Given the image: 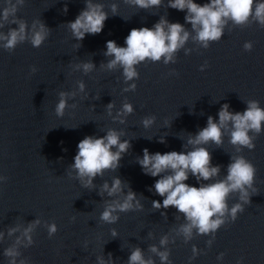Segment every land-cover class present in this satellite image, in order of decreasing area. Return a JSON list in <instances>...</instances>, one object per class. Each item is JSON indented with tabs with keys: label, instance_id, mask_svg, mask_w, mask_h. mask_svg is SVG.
Returning <instances> with one entry per match:
<instances>
[{
	"label": "water",
	"instance_id": "obj_1",
	"mask_svg": "<svg viewBox=\"0 0 264 264\" xmlns=\"http://www.w3.org/2000/svg\"><path fill=\"white\" fill-rule=\"evenodd\" d=\"M166 2L145 10L125 0H93L104 5L109 18L102 32L86 35L79 48L74 47L78 42L66 24L83 10L84 0H25L19 8L18 18L29 26L39 19L51 34L39 48L27 41L12 53L0 47V175L7 177L0 183V231L5 232L0 242V264H8L3 251L15 240L7 236V229L19 225L22 232L26 223L36 218L41 224L32 234L35 243L20 248L19 259L27 264H95L97 256L107 259L109 253L115 264H126L134 247H140L146 259L152 257L155 264H160L148 248L156 245L165 250L159 245L164 235L169 239L166 247L173 264H189L193 245L203 254L191 264H237L241 258L243 264H264V131L254 141L252 151L245 148L237 153L229 143L228 132L221 146L211 142L205 146L211 152L212 164L221 167V179L227 174L231 155L245 156L256 168L257 191L251 203L244 206L234 223L217 231L211 246L206 243L211 237L196 235L195 230L188 242L177 234L184 218L175 208L162 215L165 210L152 207L153 200L162 203L163 198L154 189L159 177L145 175L137 163L143 149L161 154L183 151L188 134L195 135L206 127L208 116L218 120L217 113L224 103L234 112H243L248 100H257L264 107V28L251 19L245 26L229 22L222 39L208 49L190 37L176 53L175 64L165 65L163 57L159 62L141 63L137 66L139 79L134 81V92L123 91L127 85L122 69L101 68L111 59L103 55L107 41L126 46L124 41L131 29L151 28L161 16L170 22L185 23L186 12L167 8ZM195 2L203 4L208 0ZM113 3L117 4L116 16L110 10ZM65 4L67 13L63 12ZM3 6L4 0H0V9ZM8 27L16 25L2 30L6 32ZM185 28L191 31L190 25L185 24ZM247 41L253 43L250 52L243 48ZM82 61L93 62L95 70L87 75L76 70L75 65ZM205 62L208 67L201 72ZM31 66L37 68L35 73L30 72ZM173 70L178 75H170ZM80 80L86 85L84 92L78 90ZM61 91L76 95L69 99L64 116L58 117L54 109ZM125 97L134 112L124 118L125 123L114 122L112 117ZM109 103L115 104L112 116L107 111ZM152 115L156 116L154 124L145 128L142 119ZM109 128L122 131L121 140H128L131 147L119 168L106 171L102 178L98 176L93 181L94 189L83 188L68 176L77 145L85 136L105 135ZM161 137L166 143L158 142ZM113 177L131 187L143 209L120 213L117 223L106 224L99 216L109 198L98 193L100 186L105 181L111 184ZM186 183L199 187L191 176ZM233 195L228 200L230 207L238 202L237 194ZM45 221L57 225L58 231L51 238ZM113 228L118 233L116 237L111 235ZM220 253L224 257L217 260Z\"/></svg>",
	"mask_w": 264,
	"mask_h": 264
},
{
	"label": "clouds",
	"instance_id": "obj_2",
	"mask_svg": "<svg viewBox=\"0 0 264 264\" xmlns=\"http://www.w3.org/2000/svg\"><path fill=\"white\" fill-rule=\"evenodd\" d=\"M131 6L140 9L161 7L164 0H125ZM25 3V0H4V6L0 9V47L9 53L14 52L16 47L24 42H29L32 47L39 48L50 36L51 29L37 19L29 26L28 23L17 17V12ZM85 7L79 12L74 21L66 24L72 37L78 42L74 45L79 48V42L83 41L86 35L100 34L104 28L105 21L109 18L102 3H93V0H84ZM166 7L186 12L184 24L170 22L166 16H161L151 27L133 28L125 38L126 46H119L114 40L106 42V51L103 55L110 57L107 64H101V68L111 71L122 69L124 83L127 85L124 92L136 90L135 80L139 79L137 66L146 61L159 62L163 57V63H176V53L183 49L189 38L208 49L213 42H219L225 34V28L229 22L237 26H245L250 19L264 28V0H208L203 4L195 0H167ZM113 16L117 15V4L110 7ZM63 12L67 13L65 4ZM185 24L191 26V31L185 28ZM7 31H3L6 26ZM192 32L195 33L192 36ZM245 51L253 49V43H244ZM189 50H185V54ZM208 67L207 62L200 66L203 72ZM96 65L91 61H82L75 65V69L82 71L85 75L93 72ZM37 68L31 66L30 72L35 73ZM170 75H178L173 70ZM132 82V83H129ZM78 90L85 91V83L77 82ZM76 92H59L58 103L55 106V114L63 117L65 109L69 107V99L74 98ZM75 105H73L74 107ZM114 103L107 105V111L112 116ZM134 112L133 105L125 97L121 107L112 117L113 121L125 123L126 117ZM218 120L208 116L207 125L200 129L195 135L188 134L183 151H170L161 154L160 152L150 153L147 148L143 149V155L137 157L143 173L151 177H159L154 183L155 194L162 197V203L158 200L152 201V207L162 211L175 208L177 213L182 214L184 223L177 229L178 235H183L185 242L193 238V231L199 236H210L207 245L211 246L216 238L217 231L230 223H234L238 215L245 210L244 206L251 203V196L256 193L254 187L256 168L254 164L243 155H231L227 165L226 175L221 179L220 165L212 164V155L206 145L210 142L221 146L224 143L225 132L229 133V143L234 146L237 153H242L246 148L249 151L255 149L254 141L264 131V107L260 106L257 100H248L246 109L243 112L230 111L227 103L221 105L218 113ZM156 116H146L141 123L145 128L154 124ZM167 124V121L165 122ZM253 133L254 135H250ZM124 135L122 131L109 128L106 134L101 137L85 136L77 145V153L74 162L69 165L68 176L79 181L86 189H94L93 181L99 176L103 177L106 171H115L120 167L123 155L128 152L131 144L128 140H121ZM159 143H166L161 137ZM66 151V149H65ZM73 173L75 176L73 177ZM194 177L199 187L192 186L186 181ZM7 181V177L0 175V183ZM211 181V182H210ZM125 189L127 191L125 192ZM151 190V189H149ZM107 194L109 199L104 201L103 211L99 219L106 224H115L120 219V213L139 211L143 209L137 194L123 182L119 177H113L111 184L105 181L101 186L98 195L104 197ZM123 194V199L120 196ZM237 194L238 202L229 206L230 197ZM75 221V217H72ZM45 223L48 237H53L57 231L55 222ZM41 224L36 218L26 223L21 228L19 225L9 227L7 236L15 237L13 243L6 247L3 255L7 258L8 264H27L22 256L21 247L32 246L33 232ZM112 237L118 236L117 231L111 229ZM5 239V232L0 231V242ZM169 239L167 235L161 237L159 245L165 250L161 251L156 245H149L148 251L159 258L160 264H173L170 260V250L167 249ZM203 254L195 245L192 246V256L189 257V264L198 255ZM224 253L217 256L222 260ZM95 264H115L112 254L107 259L103 255L97 256ZM126 264H155L152 257L147 259L140 247H134ZM243 264V258L237 261Z\"/></svg>",
	"mask_w": 264,
	"mask_h": 264
}]
</instances>
